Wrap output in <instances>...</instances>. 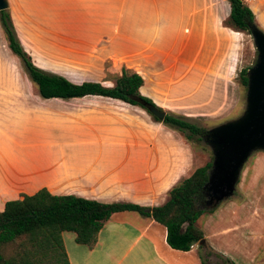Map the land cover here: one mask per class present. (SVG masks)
I'll use <instances>...</instances> for the list:
<instances>
[{
	"label": "crops",
	"instance_id": "1",
	"mask_svg": "<svg viewBox=\"0 0 264 264\" xmlns=\"http://www.w3.org/2000/svg\"><path fill=\"white\" fill-rule=\"evenodd\" d=\"M5 1L22 49L46 72L100 81L119 64L141 76L138 91L155 106L212 119L231 105L238 33L222 25L224 0ZM18 60L0 27V211L42 187L156 206L191 173L188 149L142 109L95 95L42 98ZM73 73L84 76H66ZM222 212L204 215L202 244L187 251L127 210L110 214L91 248L71 232L61 233L62 245L69 264H264V229L229 224Z\"/></svg>",
	"mask_w": 264,
	"mask_h": 264
},
{
	"label": "trees",
	"instance_id": "2",
	"mask_svg": "<svg viewBox=\"0 0 264 264\" xmlns=\"http://www.w3.org/2000/svg\"><path fill=\"white\" fill-rule=\"evenodd\" d=\"M227 3L229 10L222 25L249 34V24H255L252 10L244 0H227ZM0 27L8 48L20 60L40 97L66 99L95 95L116 98L145 111L147 106H155L139 93L142 84L139 74L119 67V74L111 85H104L102 81L71 82L62 75L46 72L32 64L16 38L7 8L0 10ZM248 67L238 73L243 87ZM151 118L184 132L186 139L203 141L205 130L179 116L165 113L160 121L152 115ZM210 164L211 158L181 178L168 189L165 201L156 206L103 203L71 194L53 195L43 187L32 194H20L19 199L6 201L0 211V264H69L62 245V232L73 233L75 243L91 248L98 230L110 214L126 210L150 217L162 225L165 242L170 248L187 251L194 243L202 244L203 234L195 222L202 213L214 210V206H205L202 192ZM201 264L207 263L201 260Z\"/></svg>",
	"mask_w": 264,
	"mask_h": 264
},
{
	"label": "rangeland",
	"instance_id": "3",
	"mask_svg": "<svg viewBox=\"0 0 264 264\" xmlns=\"http://www.w3.org/2000/svg\"><path fill=\"white\" fill-rule=\"evenodd\" d=\"M244 1L253 12L255 25H257V27L264 32V0ZM227 10L228 3L226 0H224L222 4V13L224 18L226 17L225 13ZM235 32L238 33V56L233 74L234 88L231 105L223 107L222 110L219 111V114L214 116L212 119L188 118L177 112L169 111L166 108L160 107L162 111L179 116L182 119L202 128L203 130H207L208 128L224 121L234 119L242 112L244 107L245 87L240 84L238 73L240 69L250 66L254 62L253 60L255 59L256 52L252 44V39L248 33L245 31ZM20 63L21 62H19V64ZM106 66L107 64L105 63V67ZM119 67L122 66L119 64L111 65V67L108 68L107 74H103L101 76V80H104L102 81V84L111 85L113 83V78L119 74ZM66 76L69 79L78 80L81 77L83 78L84 74L81 75L73 73ZM142 110L150 117L151 120H153L147 111L144 109ZM169 129L174 131L176 140H178V142L182 146H185L190 152L191 163L189 173L192 172L194 168L209 161L211 158V152L208 146L202 140L196 141L195 138L186 139L184 132L178 131L175 128ZM216 210L223 211L221 215H225L224 218L226 221L228 220L229 224L239 227L247 225L253 226L258 228L259 232H261V229H264V151L257 150L250 154L242 166L234 193L229 198L220 201L216 206H214L213 211ZM206 213H203L202 217L198 218L197 222H195L196 225H200L202 223V220L204 219L203 217ZM203 226L206 230L209 227H207V225L205 226V224ZM242 251V248L238 249L239 254H241ZM239 257L242 258L243 256L239 255ZM259 257L264 258V246L260 250ZM245 258L246 256H244L242 260H245ZM258 263L259 262H257V264ZM240 264L246 263L241 262Z\"/></svg>",
	"mask_w": 264,
	"mask_h": 264
},
{
	"label": "water",
	"instance_id": "4",
	"mask_svg": "<svg viewBox=\"0 0 264 264\" xmlns=\"http://www.w3.org/2000/svg\"><path fill=\"white\" fill-rule=\"evenodd\" d=\"M4 8L6 1L0 0V10ZM248 31L256 55L245 70L243 110L234 119L208 128L202 136L211 152L210 168L202 187L206 207L229 198L246 159L254 151H264V32L255 24H249ZM146 111L159 121L165 115L152 105Z\"/></svg>",
	"mask_w": 264,
	"mask_h": 264
}]
</instances>
